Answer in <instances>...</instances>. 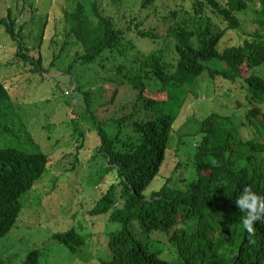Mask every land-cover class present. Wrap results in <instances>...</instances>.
<instances>
[{"label":"trees","instance_id":"1","mask_svg":"<svg viewBox=\"0 0 264 264\" xmlns=\"http://www.w3.org/2000/svg\"><path fill=\"white\" fill-rule=\"evenodd\" d=\"M180 1V8L190 2L189 10L174 8L163 16L169 22L164 34L156 26L135 24L136 34L159 47L133 57L125 56L126 45L120 47L125 31L98 10L96 0L63 10L65 35L83 48L75 60L94 63L105 53L123 57L112 63L123 61L116 81L131 84L135 91L127 112L124 107L118 116L105 120L90 113L100 140L97 152L118 181L89 209L96 215L107 213L108 221L118 225L101 232L107 252L97 260L100 264H264V222L254 223L249 235L241 221L246 213L235 204L245 186L264 196V163L257 159V154L264 155V76L257 71L264 65V0ZM250 2L257 27L242 44L224 45L223 34L240 26L237 13L247 10ZM0 25L20 40L9 15L0 17ZM17 46L16 56L34 62L30 70L43 71L40 57L25 54L22 43ZM205 73L240 85L243 100L239 95L235 104L245 119L239 124L248 128L249 135L244 138L239 132L235 114L211 112L193 136L192 156L182 163L184 183L175 185L166 177L155 184L174 131L177 115L172 111ZM10 97L0 81V106L11 103ZM84 99L88 111L86 91ZM77 131L82 142L85 133ZM188 142L180 139L179 147ZM49 161L43 152L0 148V237L14 226L23 207L22 195L48 170ZM160 233L166 237L164 244L152 238ZM53 237L71 250L82 243L73 228ZM163 245L167 258L162 255ZM19 264H39L38 251L32 250Z\"/></svg>","mask_w":264,"mask_h":264},{"label":"rangeland","instance_id":"2","mask_svg":"<svg viewBox=\"0 0 264 264\" xmlns=\"http://www.w3.org/2000/svg\"><path fill=\"white\" fill-rule=\"evenodd\" d=\"M88 1L94 0H0V17L10 16L21 40L13 39L0 25V81L11 96V103L0 106V148L43 152L50 160L48 170L22 195L23 207L14 226L0 237V264H19L34 249L38 251L39 264H100L97 259L107 252L106 237L101 232L118 227L108 221L107 213L96 215L89 211L111 183H118L115 172L106 169V159L97 152L100 140L90 113L105 120L118 116L124 107L127 112L135 91L131 84L116 81L121 76L116 75L117 67L123 61L113 66L112 63L123 57L105 53L94 63L75 60L83 48L72 36L65 35L63 10H72L78 3ZM96 2L98 10L111 16L116 26L125 31L120 47L129 48L121 49L127 57L136 56L137 52L145 55L151 47H159L158 43L136 34L135 24L149 29L156 26V31L164 34L169 22L163 16L180 8L182 3L180 0H152L147 4L144 0ZM189 5L190 2L184 3L180 10H189ZM237 16L240 26L223 34L224 45L242 44L257 27L252 20L251 2ZM216 22L225 28L224 22ZM161 39L158 37L160 45ZM18 43L25 46L28 56L40 57L43 71L30 70L34 62L26 63L16 56ZM258 69L264 76V65ZM189 88L172 111L177 115L174 131L155 184L166 177L175 185L184 183L186 173L182 163L192 156L193 136L211 112L235 114L239 132L244 138L249 135L248 128L239 124L245 119L235 104L240 95L239 84H228L219 75L211 78L205 73ZM85 91L90 101L88 111ZM240 99L243 100L242 94ZM78 129L85 133L82 142ZM180 139L191 143L179 147ZM257 159L264 163V155L257 154ZM71 228L82 242L72 250L53 237L54 233ZM141 238L145 240V235ZM152 238L161 239L164 244L166 237L160 233ZM162 248V255L167 258L165 245Z\"/></svg>","mask_w":264,"mask_h":264},{"label":"clouds","instance_id":"3","mask_svg":"<svg viewBox=\"0 0 264 264\" xmlns=\"http://www.w3.org/2000/svg\"><path fill=\"white\" fill-rule=\"evenodd\" d=\"M215 165L216 161H211ZM235 204L241 212L246 213L241 218L243 229L249 234L254 233V223L264 222V196L253 192L252 188L245 186L235 199Z\"/></svg>","mask_w":264,"mask_h":264}]
</instances>
